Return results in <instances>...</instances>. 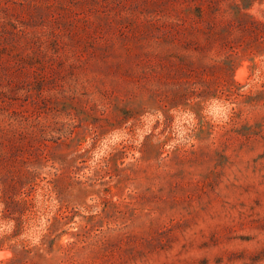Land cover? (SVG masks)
Wrapping results in <instances>:
<instances>
[{
	"label": "rangeland",
	"instance_id": "rangeland-1",
	"mask_svg": "<svg viewBox=\"0 0 264 264\" xmlns=\"http://www.w3.org/2000/svg\"><path fill=\"white\" fill-rule=\"evenodd\" d=\"M0 264H264V0H0Z\"/></svg>",
	"mask_w": 264,
	"mask_h": 264
}]
</instances>
